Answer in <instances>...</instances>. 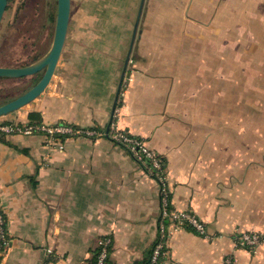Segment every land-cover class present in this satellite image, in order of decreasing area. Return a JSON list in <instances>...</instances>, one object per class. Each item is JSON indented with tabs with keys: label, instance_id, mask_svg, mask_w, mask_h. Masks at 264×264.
Instances as JSON below:
<instances>
[{
	"label": "crops",
	"instance_id": "0c3cea01",
	"mask_svg": "<svg viewBox=\"0 0 264 264\" xmlns=\"http://www.w3.org/2000/svg\"><path fill=\"white\" fill-rule=\"evenodd\" d=\"M246 26L256 43L264 0H72L49 86L0 119L99 134L0 133L11 240L0 264H88L104 238L110 264H150L162 226L166 264H264V241L237 244L242 232L264 237V146L260 157L242 149L241 132L210 113L220 101L206 84L240 68ZM115 112L118 128L164 161L170 213L194 214L205 234L165 216L162 182L109 136Z\"/></svg>",
	"mask_w": 264,
	"mask_h": 264
},
{
	"label": "rangeland",
	"instance_id": "374dc122",
	"mask_svg": "<svg viewBox=\"0 0 264 264\" xmlns=\"http://www.w3.org/2000/svg\"><path fill=\"white\" fill-rule=\"evenodd\" d=\"M56 12L57 0H11L0 27V66L24 67L42 58L52 45ZM253 29L254 44L245 36L249 28H242L240 68L224 74L223 80L210 75L206 84L207 97L220 101L218 108L215 103L210 106V113L223 112L226 130L235 127L242 134V149L255 146L260 157L264 146V28ZM40 76L0 79V105L25 93ZM250 132L255 144L248 139Z\"/></svg>",
	"mask_w": 264,
	"mask_h": 264
},
{
	"label": "built area",
	"instance_id": "2783aa9c",
	"mask_svg": "<svg viewBox=\"0 0 264 264\" xmlns=\"http://www.w3.org/2000/svg\"><path fill=\"white\" fill-rule=\"evenodd\" d=\"M116 112L114 114L113 122L111 124L109 136L113 142L118 145L125 147L129 154L138 161V163L146 166L147 170L151 173H155L159 180L162 182V192L164 193L163 208L164 214L175 222L177 226L182 227L185 224H190L196 228V230L205 234V225L196 217L194 214L186 211L171 212L168 210V193L164 183V161L162 158L155 153L148 145L146 140L142 138H136L128 133L123 132L118 128L116 122ZM97 129H77L71 126L64 125H44V124H14L6 123L0 120V133L9 134H22L31 135L34 133H46L49 135L50 140H56L58 136H73V137H95L98 135ZM264 241V237L260 233L256 232H242L237 237V244L250 251L256 250L260 244ZM111 240L104 238L100 241V250L97 254L96 260L93 264H106L109 255ZM11 240L6 230V219L0 204V256H3L6 250L10 247ZM166 232L164 226L161 228V234L159 239L153 245L150 250V264H166L165 257L166 253Z\"/></svg>",
	"mask_w": 264,
	"mask_h": 264
},
{
	"label": "water",
	"instance_id": "95a60500",
	"mask_svg": "<svg viewBox=\"0 0 264 264\" xmlns=\"http://www.w3.org/2000/svg\"><path fill=\"white\" fill-rule=\"evenodd\" d=\"M144 0H142V3ZM10 0H0V27L8 9ZM143 5V4H142ZM72 0H57V12L53 41L48 52L39 60L24 67L0 66V78L23 79L41 75L37 82L25 93L0 105V118L14 113L39 98L49 86L67 39L71 17Z\"/></svg>",
	"mask_w": 264,
	"mask_h": 264
},
{
	"label": "trees",
	"instance_id": "16d2710c",
	"mask_svg": "<svg viewBox=\"0 0 264 264\" xmlns=\"http://www.w3.org/2000/svg\"><path fill=\"white\" fill-rule=\"evenodd\" d=\"M10 1H11V0H10ZM0 79H3V78H0ZM0 120H1V119H0ZM1 121L5 122L4 120H1ZM32 123H33V122H32ZM28 124H30V123H28ZM95 260H96V256H95L93 259H91L90 262H89L88 264H93ZM108 260H109V259H108ZM106 264H110L109 261H107ZM147 264H149V263H147Z\"/></svg>",
	"mask_w": 264,
	"mask_h": 264
}]
</instances>
